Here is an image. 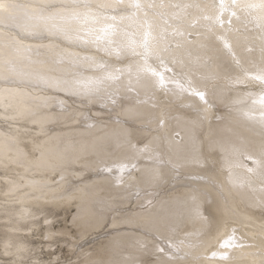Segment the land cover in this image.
<instances>
[{
  "label": "bare ground",
  "instance_id": "1",
  "mask_svg": "<svg viewBox=\"0 0 264 264\" xmlns=\"http://www.w3.org/2000/svg\"><path fill=\"white\" fill-rule=\"evenodd\" d=\"M8 3V15L0 19L14 20L24 0ZM188 3L195 11L200 0ZM223 35L222 41L202 36L193 48L179 39L173 57L186 65L182 70L168 60L153 61L125 80L124 103L99 116L101 130L76 163L72 202L51 205L75 210L64 227L56 229L55 218L44 215L47 206L26 215L23 198L3 194L5 180L19 176L0 170V248L31 249L29 239L45 240L42 251L31 249L32 258L51 262L54 241L72 240L76 256L94 264H218L226 250L238 248L239 237L225 227L235 212L228 184L237 177L230 162L238 142L250 135L241 117L262 105L264 87L257 81L264 62L247 54L255 41L244 29ZM224 239L227 248L221 247ZM246 251L232 257L235 264H247Z\"/></svg>",
  "mask_w": 264,
  "mask_h": 264
},
{
  "label": "clouds",
  "instance_id": "2",
  "mask_svg": "<svg viewBox=\"0 0 264 264\" xmlns=\"http://www.w3.org/2000/svg\"><path fill=\"white\" fill-rule=\"evenodd\" d=\"M252 3L259 0H224L219 23L220 0H200L195 11L188 0H24L14 20L0 19V170L19 176L5 180L3 194L23 198L29 216L71 203L78 181L70 177L101 130L99 116L124 103L125 80L138 77L144 64L168 60L182 70L186 65L173 57L177 40L193 48L202 36L222 41L226 31L244 29L255 41L247 54L264 62V8ZM10 8L0 0V16ZM257 83L264 87V80ZM241 120L250 135L230 162L235 212L225 225L239 237L238 248L218 264H235L232 257L245 248L247 264H264V243L245 241L264 242V104ZM32 257L27 247L0 249V264H94L71 254L51 262Z\"/></svg>",
  "mask_w": 264,
  "mask_h": 264
},
{
  "label": "rangeland",
  "instance_id": "3",
  "mask_svg": "<svg viewBox=\"0 0 264 264\" xmlns=\"http://www.w3.org/2000/svg\"><path fill=\"white\" fill-rule=\"evenodd\" d=\"M75 213L74 209L71 210H64V209H60V208H53L52 206H47L45 208V214L44 215H49L50 217H54L55 219V227L56 229H58L59 227H64L66 225V221L67 223H69V221H71L72 215ZM44 215L41 216V218H39V220H42V217H44ZM66 220V221H64ZM68 226H70L69 224H67ZM1 232H0V238H1ZM62 235H58L59 238ZM65 238L67 239V242L69 241V239L65 236ZM100 238H98L99 241ZM98 241H95L93 245H91L90 247H93L95 244H97ZM45 240H40V239H29V243L31 244V249L33 248H40L42 251V248L45 246ZM71 242H73L71 240ZM68 242V243H71ZM54 243L56 244L55 246V251H52L53 256H57L60 255L61 259H65L68 258L69 255H77V251L75 248H73L72 246H70L68 243H62V241H60V239H57L56 241H54ZM1 247V244H0ZM1 249V248H0ZM69 249H71V253L69 252ZM43 257L49 258V256H47V252L45 251V253H43L42 255Z\"/></svg>",
  "mask_w": 264,
  "mask_h": 264
},
{
  "label": "snow or ice",
  "instance_id": "4",
  "mask_svg": "<svg viewBox=\"0 0 264 264\" xmlns=\"http://www.w3.org/2000/svg\"><path fill=\"white\" fill-rule=\"evenodd\" d=\"M250 7H261L264 8V0H259V3H252L249 5ZM220 12L217 15V17L215 18L216 22L219 23H223V21L221 20V16L223 15V12L226 10L225 6H224V0H220ZM234 14V13H233ZM224 43L227 47H230V45H228L227 40H224ZM161 81H163V77H160ZM260 79L264 80V76H261ZM261 104H264V98L261 99L260 101ZM229 246V241L228 239H224V242L221 244V247L227 248ZM222 259L225 258L224 256L221 257Z\"/></svg>",
  "mask_w": 264,
  "mask_h": 264
}]
</instances>
